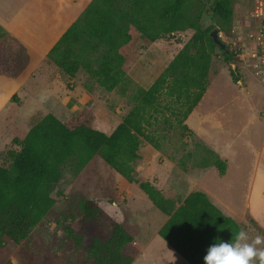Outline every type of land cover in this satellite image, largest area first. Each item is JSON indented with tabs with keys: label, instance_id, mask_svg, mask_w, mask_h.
<instances>
[{
	"label": "trees",
	"instance_id": "obj_1",
	"mask_svg": "<svg viewBox=\"0 0 264 264\" xmlns=\"http://www.w3.org/2000/svg\"><path fill=\"white\" fill-rule=\"evenodd\" d=\"M207 1L213 14L226 22L231 19L230 0ZM187 7L188 0H90L50 47L47 59L64 74L74 77L81 68L89 78L111 91L138 62L145 40L194 30L153 82L138 89L137 102L110 133L93 126L95 114L84 106L66 121L47 113L21 139H12L17 147L8 148L4 162L0 163V241L4 237L13 241L26 237L54 204L52 190L62 170L69 165L77 172L95 155L127 182L137 184L167 216L158 235L188 264H204L210 245L230 242L242 229L205 192L191 191L177 206L176 199L164 196L150 181L139 180L135 175L140 139L161 149L150 126L162 116V121L190 131L185 120L208 85L215 43L210 28L199 29L197 19L186 13ZM222 56L230 66L236 65L232 50L222 49ZM33 58L31 48L21 38L0 32L1 75L20 78ZM229 70L232 80L237 82L234 69ZM165 111L169 116L164 115ZM205 155L202 166L212 164L220 174L224 173V160L209 150ZM81 212L85 221L103 219L110 225L106 236H93L86 246L91 264H131L135 256L125 253L123 248L132 237L120 222L92 199L83 201Z\"/></svg>",
	"mask_w": 264,
	"mask_h": 264
},
{
	"label": "rangeland",
	"instance_id": "obj_2",
	"mask_svg": "<svg viewBox=\"0 0 264 264\" xmlns=\"http://www.w3.org/2000/svg\"><path fill=\"white\" fill-rule=\"evenodd\" d=\"M230 1L233 13L227 22L208 9L207 0H188L186 13L192 19H197L199 29H217L225 48L232 50L237 58L236 65L233 63L230 66L223 60L222 49L215 44L207 89L197 105L202 110H213L223 127L229 128L232 134L227 135L218 130L200 132L195 136L190 131L181 130L175 123L162 121V116H159L150 129L159 138L161 149L157 150L141 138L139 156L134 162L135 175L139 180L153 177L156 183H161L162 194L178 202L187 192L182 174L171 171L173 164L164 165L162 158L167 156L178 166L189 162L197 165L207 156L203 148H198L199 142L205 143L207 135H214L221 143L230 137L236 138L233 167L238 164L241 166L238 173L228 172L224 177L213 168L210 169L202 183L209 189L212 200L237 208L242 200L240 195L248 183L247 169L251 154L247 149L239 154L237 136L252 100L246 95L244 84H236L231 80L229 67L234 69L239 79L249 75L256 82H261L255 74L251 56L256 47L254 34L259 28L260 17L255 13L258 0ZM27 2L0 0V14L10 20L20 9L27 8ZM53 2L38 0L37 21L42 22L41 17L47 15L50 19L48 24H51L55 13ZM21 18L16 16L14 22H20ZM4 28L0 21V32ZM16 28L23 34L26 31L22 23ZM193 33L194 30L186 29L155 41L145 40L138 62L132 65L123 80L111 91L89 78L81 68L74 77H69L48 59L39 63V53L34 50L36 60L24 69L18 83L12 82L17 79L0 75V163L4 162L8 148L17 147L11 142L12 139H21L47 113L66 121L79 108L89 107L95 114L93 126L110 133L137 102L138 89L146 88L153 82ZM31 34L34 39V34ZM164 115L169 116V112L165 111ZM164 170L167 179H163ZM170 177L172 180H169ZM52 196L54 204L30 228L26 237L18 241L4 237L0 241V264H28V259L30 264H91L86 246L93 236H106L110 225L103 219L85 221L82 218L81 207L85 199L97 201L131 235L132 241L124 246L123 251L135 256L132 264H187L158 235V229L167 216L152 204L137 184L127 182L98 155L93 156L77 172L67 165L53 187ZM239 224L250 238L264 235V230L249 217Z\"/></svg>",
	"mask_w": 264,
	"mask_h": 264
},
{
	"label": "crops",
	"instance_id": "obj_3",
	"mask_svg": "<svg viewBox=\"0 0 264 264\" xmlns=\"http://www.w3.org/2000/svg\"><path fill=\"white\" fill-rule=\"evenodd\" d=\"M37 2L38 0H28L27 8L20 9L19 12L12 15L13 17L10 20L5 19L0 14V21L1 25L5 27L4 31L15 34L31 48L34 54L32 62L36 60L34 52V50H36L39 53V60L37 61L41 63L40 61L47 59V52L50 47L56 42L63 31L84 10L90 0H78V2L77 0H54L53 4L55 7V13L51 24H48L50 19L47 15H43L44 17H41L42 22L37 21V19H39ZM16 16H22L20 22L26 29L24 34L16 28V26L21 24L20 22H14ZM27 32L28 34H26ZM31 33L34 34V39ZM20 78H13L17 79V81H12L14 82L13 84L18 83ZM235 83L244 84L246 87L245 93L246 95L248 94V98L252 100L251 108H249V112L245 115L244 123L237 136L239 141V154L242 150L245 152L246 149L251 154V160L248 163L247 169L248 183L246 185V190L240 195L242 200L239 207L233 208L231 205H228L220 200L221 204L212 200L209 189L202 183L207 174H209L211 168H213L216 173L220 174L217 168L212 164L202 166V159L197 165H191L192 162H189L187 165L178 166L176 163H172L171 158L167 156H163L162 163L164 165L173 164L171 171L175 172V174H177V172L182 174L184 187L187 188V192L182 197L181 201H177V206L181 204L182 200L189 192L194 190L203 191L216 206H218L225 214L235 219L238 223H241L246 217H249L257 224V226L264 230V84L262 82H256L249 75H243V77ZM202 98L203 96L197 105L201 102ZM197 105L193 108L185 120V124L195 136L201 134L200 132L206 131L211 133L218 130L223 131V133L227 135L232 134V131L229 128L223 127L221 120L216 117L213 110H202L197 108ZM190 119L191 124H189ZM236 143L237 140L234 137H230L226 142L222 141L221 143L218 138L214 137V135H207L205 143L202 144L199 142L198 148H203L205 153L208 150L212 151L213 153H216L219 158L225 161V171L220 174L224 177L228 172L238 173V169L241 167L240 164L233 167V164H235L234 157L236 156V152L233 147ZM162 174L163 179H167L165 176V170ZM169 180H172L171 177ZM148 181H150L162 192L161 183H156L153 177H149ZM171 189L174 190V188ZM134 260L135 258L133 261Z\"/></svg>",
	"mask_w": 264,
	"mask_h": 264
},
{
	"label": "clouds",
	"instance_id": "obj_4",
	"mask_svg": "<svg viewBox=\"0 0 264 264\" xmlns=\"http://www.w3.org/2000/svg\"><path fill=\"white\" fill-rule=\"evenodd\" d=\"M203 259L204 264H264V235L250 238L242 228L230 242L210 245Z\"/></svg>",
	"mask_w": 264,
	"mask_h": 264
},
{
	"label": "built area",
	"instance_id": "obj_5",
	"mask_svg": "<svg viewBox=\"0 0 264 264\" xmlns=\"http://www.w3.org/2000/svg\"><path fill=\"white\" fill-rule=\"evenodd\" d=\"M255 13L257 17H260V23L254 34L256 47L251 52V56L254 59L255 74L264 84V2L262 0H258Z\"/></svg>",
	"mask_w": 264,
	"mask_h": 264
},
{
	"label": "water",
	"instance_id": "obj_6",
	"mask_svg": "<svg viewBox=\"0 0 264 264\" xmlns=\"http://www.w3.org/2000/svg\"><path fill=\"white\" fill-rule=\"evenodd\" d=\"M209 34L215 44H217L222 49H225V44L219 39V34L217 29H212Z\"/></svg>",
	"mask_w": 264,
	"mask_h": 264
}]
</instances>
